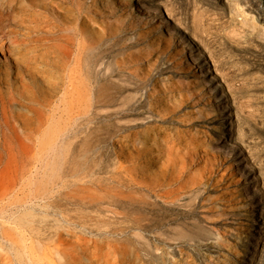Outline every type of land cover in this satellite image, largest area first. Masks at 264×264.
<instances>
[{
    "label": "rangeland",
    "instance_id": "obj_1",
    "mask_svg": "<svg viewBox=\"0 0 264 264\" xmlns=\"http://www.w3.org/2000/svg\"><path fill=\"white\" fill-rule=\"evenodd\" d=\"M44 1L0 0V44L13 48L6 58L0 52V119L4 108L12 125L8 146H0V264H88L87 244L77 236L123 244L126 264H264L259 223L249 219L241 189L231 190L251 185V177L244 183L228 156L203 141L213 134L204 129L230 108L232 138L264 194V0H156L150 15L136 0H47L48 9ZM161 19L176 28L166 30ZM111 24L112 35L103 28ZM190 47L199 51L196 59ZM78 60L82 70L89 65L92 86L110 94L107 107L95 108L88 145L75 117ZM199 63L218 82H209L215 96L198 76ZM45 69L59 78L53 91ZM36 101L40 114L30 106ZM159 129L175 141L181 136L178 153L150 140ZM189 131L203 142L194 151L184 147ZM54 133L61 140L52 150ZM193 177L200 189L164 191ZM118 190L130 202L109 203Z\"/></svg>",
    "mask_w": 264,
    "mask_h": 264
},
{
    "label": "bare ground",
    "instance_id": "obj_2",
    "mask_svg": "<svg viewBox=\"0 0 264 264\" xmlns=\"http://www.w3.org/2000/svg\"><path fill=\"white\" fill-rule=\"evenodd\" d=\"M103 1L108 6L112 5L115 2V0H103ZM121 1H123V0H121ZM136 1L139 3V5H138L139 8H141V10H143L145 12V14L150 15L151 9L155 13H157L156 6H158V5H157L156 0H136ZM54 3H56V1H54ZM76 6H78L77 0H76ZM44 7L47 9L49 8V1L48 2H47V0L44 1ZM46 12H47V10H46ZM170 13L171 12L167 10L166 16L170 17V15H171ZM240 14H243V12H241ZM157 17H158V15H157ZM163 18H165V17L163 16ZM149 19H150L149 16H145L144 21H143L144 24H146ZM161 20L163 21V19H161ZM163 22H164L163 23L164 28H166V30H171L172 28H176V23H174V22L170 23L167 20H165ZM179 23L185 24V22H183L182 20H179ZM56 27L58 28L57 30L64 28V26L61 27L60 24H57ZM67 28H70V27H67ZM103 28L107 32H109L110 35H112L113 33H115L116 26L111 24V28L113 30L110 28H107L106 26H103ZM177 28H178V26H177ZM117 29H118V26H117ZM187 30H188L187 26L182 25V31L186 32ZM75 31H77L80 36H83V34H84L86 42H89V36H88L87 29H85L82 26H78V27H75ZM80 40L83 41L82 38ZM179 41L184 42V39L180 38ZM187 43L189 44V41ZM57 47L62 50L64 55H66L68 53V49L65 48V45L63 43L58 42ZM87 47H89V46H87ZM12 49L13 48L9 45L0 44V52L3 55V58H6L7 54L11 53ZM188 54L191 57V59H196V56H197V54H199V51L193 50V48L190 47ZM78 59H82L80 57V55H78ZM78 64H79V69L81 70V73L79 76L76 77L77 87H76V89H74L76 94H77V97H78V99L76 100V104L74 105V106H76L75 117L77 119H80L79 123H82L85 126L86 135H85V137L80 139V142L83 145H88L89 141H91V134L94 131V129H92L93 126L91 124H92V122H95L94 121L95 113H96L95 108L100 107V106H103L104 108L107 107L109 105L108 100H109L110 94L108 92H106L105 86H100L97 88L92 86V84H91L92 74H91L89 65H86V69L82 70L81 60H78ZM198 65H200L199 66L200 72L198 74L199 78L201 79V81L203 80L205 83H207L209 89L213 90V88H212V86H210L209 82L213 81V83L215 85L218 82H216V80L215 81L211 80L210 72H208V69H209L208 64L199 63ZM213 66L216 69L215 63H213ZM138 69H140V67H138ZM42 73L44 74L46 81L49 83L50 90L53 91L54 88L59 85V78H57L58 76L56 77V75L53 73V71H51L49 69L42 70ZM208 75H209V77H208ZM214 84H213V86H214ZM61 85H62L61 88L63 89L65 87L64 82L61 83ZM21 86L24 88V91L26 93L32 94V95L34 94V90L32 87L27 88L23 82H21ZM121 88H122V86H121ZM72 89H73V87H72ZM64 93H66V91L65 92L62 91L61 94L64 95ZM214 93H216V91L213 90V96H215ZM152 94L154 95L155 91L152 92ZM39 104L40 103L38 101H36L35 104L32 103L30 105L33 109V112H37L38 114H40L41 106H43L42 104H40V106H38ZM227 104H228V101H227V98H225L223 103H222L223 108ZM230 113H231L230 108H226L223 110L221 109L220 116L217 119H215L216 121H214V122H217V124L214 126L211 125L210 129H207V128L204 129L205 133L208 132V130H211L213 132V134L212 133H210L209 135L206 134L207 135L206 140H203V141L209 142L213 149H216L217 151H221V152H223V154L228 156V160L232 161V163L235 164L234 167L238 169L240 174H242V178H243L244 183H245V177H251V182H252L251 185L250 184L248 185L245 183L241 186L240 185L236 186V187L233 186V187H231V190L234 188H236V190L241 189V193L244 194V197L246 198V200H248V205L250 207L249 214L251 213L249 219L252 222L255 221L256 225H257V223H259L258 224L259 226H257V228H255V232H254L255 234H257V236H255L257 241H259L260 239L264 238V234H262V232L264 233V229L262 230V228H264V215H263V213H264L263 212L264 211V194L261 192L260 189L256 188V186L258 185V178L260 176H259V173L256 172L255 167L248 162L247 155L244 153V151H242L241 147L232 138V136H233V120L230 119V115H231ZM207 123H209V122H207ZM93 124L95 126V123H93ZM0 125H1V127H0L1 128L0 129V146L4 147V149H6L5 146H8V144H7V140L5 137H6L7 131H10L12 129V125L10 124V122L7 118L6 110L4 108L2 109V112H1ZM90 132H91V134H90ZM176 137H177L176 138L177 141H175V139H173V134L167 133V131L159 129L156 131L153 138H150V140L156 146H161V145L166 146V150L169 151L170 153H172L173 151L178 153V151H177L178 146H175V144L176 143L179 144L181 136L177 133ZM59 138H61V136L58 137L57 133H54L53 136L51 135V138H49V140L51 141L50 144H51L52 150L55 149V146L58 145V140H61ZM184 141H185L184 147H186V149L189 151H194L197 146L202 145V143H203V142L201 143V141L197 140L194 132H192V131H189V133L186 134ZM168 161H170V159L166 160V162H168ZM188 177L190 178V176H188ZM176 178H178V176H176ZM199 182H201L199 177H193L191 179V181L188 183L183 184L181 181H179L178 183H176V185H174L173 188L165 189L164 191H166L167 195H174L175 193L178 195L180 192L186 193V191H188V192L193 191V189H195L196 186L198 189H200V187L197 185ZM152 185H153V183H152ZM153 186H156L155 182H154ZM153 189H154V187H153ZM145 192H147V191H145ZM157 195H158V193H157ZM191 195H193V194H191ZM108 196L110 199L109 203H112V204H114L117 201L128 203L131 200L130 194H128L122 190L112 191L109 193ZM153 196H154V193H153ZM257 196H258V198H257ZM149 198H150V196H149ZM154 199H157V198L154 197ZM151 201H153V199H151ZM154 202L155 201H153V203ZM140 203H141V201H140ZM157 203H159V202L157 201ZM155 205H156V203H155ZM140 209H141V207H140ZM254 211L256 212L255 217L253 216ZM147 213H148V211H147ZM142 220H143L142 215H139L138 218L135 219V222L138 224L139 228L144 226V224H142V222H141ZM145 220H146V218H145ZM102 234H103V232L100 233L99 235L101 236ZM99 235H98V237H99ZM255 237H254V234H251V236H250V238H253V239H255ZM77 238L80 241L82 240V245L87 244V249L89 251V257L87 255V253L85 255H87V257H88L87 258L88 264H126L123 262L124 260H122L123 252H122L121 248L123 249L124 246L120 247L123 244L120 243L121 245L118 246L116 241L107 238V239H104V244L102 246H100L96 240L83 239L80 236H77ZM88 241L90 243H88ZM117 242H119V241L117 240ZM251 243L254 244V246H257V243H255V242H251ZM126 244H127V242H126ZM79 247H80V245H79ZM125 247H126V245H125ZM72 249H74V248H72ZM128 250H129V248H128ZM66 253H67V251H65V256H66ZM125 253H124V255H125ZM128 253H129V251L126 254L128 255ZM55 254L58 255V253H56V252H55ZM67 255H68V253H67ZM135 255H138V254H135ZM57 258H58V256H57ZM76 259H77V257H76ZM137 259H139V258H137ZM69 262L75 263V258H73ZM29 263H33V260L31 259L29 261ZM54 264H56V263H54ZM63 264H64V262H63Z\"/></svg>",
    "mask_w": 264,
    "mask_h": 264
}]
</instances>
